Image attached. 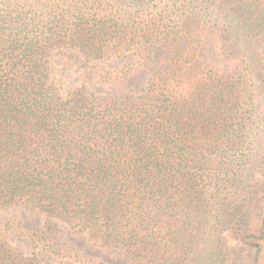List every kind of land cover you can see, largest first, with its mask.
I'll use <instances>...</instances> for the list:
<instances>
[{
  "label": "trees",
  "instance_id": "obj_1",
  "mask_svg": "<svg viewBox=\"0 0 264 264\" xmlns=\"http://www.w3.org/2000/svg\"><path fill=\"white\" fill-rule=\"evenodd\" d=\"M138 1L94 19L73 0H0V210L58 219L131 264H264V176L242 179L264 111V0ZM152 43L165 55L139 94L50 80L52 48L149 57ZM208 43L230 71L205 62ZM0 264L53 262L0 230Z\"/></svg>",
  "mask_w": 264,
  "mask_h": 264
},
{
  "label": "rangeland",
  "instance_id": "obj_2",
  "mask_svg": "<svg viewBox=\"0 0 264 264\" xmlns=\"http://www.w3.org/2000/svg\"><path fill=\"white\" fill-rule=\"evenodd\" d=\"M173 1L177 2L141 0L138 3L140 7L143 6L141 8L152 5L160 10L163 4L168 2L172 4ZM73 2L90 9L91 13L96 12L94 19H99L106 13L105 11L109 13L110 9L129 11L136 5L135 0H73ZM233 2L234 0H227L226 4ZM140 16L139 21L151 19L146 14ZM213 46V43L207 44L203 55L205 62L221 71H230L233 62L224 57H217ZM137 48L123 53L108 51L103 58L95 59L86 58L78 49L52 48L49 54L50 80L62 95L81 86L95 94L123 92L139 94L149 79V67H157L158 59L165 54L158 43L150 44L149 57L147 54L136 53ZM248 126L249 134L246 136L242 152L249 161L242 170V179L255 185L264 176V111H255ZM0 230L7 241L22 254L38 252L42 257H48L53 264L59 261L62 264H131L122 254L95 245L84 233L71 229L62 221L48 218L25 207L11 206L1 209Z\"/></svg>",
  "mask_w": 264,
  "mask_h": 264
}]
</instances>
